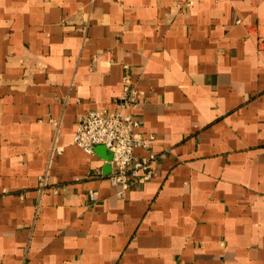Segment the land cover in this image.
Segmentation results:
<instances>
[{
	"label": "crops",
	"instance_id": "obj_1",
	"mask_svg": "<svg viewBox=\"0 0 264 264\" xmlns=\"http://www.w3.org/2000/svg\"><path fill=\"white\" fill-rule=\"evenodd\" d=\"M125 72L164 154L118 197L73 137ZM177 263L264 264V0H0V264Z\"/></svg>",
	"mask_w": 264,
	"mask_h": 264
},
{
	"label": "built area",
	"instance_id": "obj_2",
	"mask_svg": "<svg viewBox=\"0 0 264 264\" xmlns=\"http://www.w3.org/2000/svg\"><path fill=\"white\" fill-rule=\"evenodd\" d=\"M122 93L115 100V109H93L81 114L75 128L73 143L87 154H95V148L103 145L110 152L112 171L108 175L116 195L121 197L132 184L142 185L150 179L157 155L150 147L156 139L153 133L143 135L138 131L139 122L131 114L138 104V90L130 74L122 76ZM141 147L146 154L138 156L135 149ZM60 153L61 146L52 148ZM48 168L38 177L37 193L41 199L48 187ZM56 191V189H54ZM89 198L94 201L97 191L90 190ZM179 264V263H177Z\"/></svg>",
	"mask_w": 264,
	"mask_h": 264
},
{
	"label": "water",
	"instance_id": "obj_3",
	"mask_svg": "<svg viewBox=\"0 0 264 264\" xmlns=\"http://www.w3.org/2000/svg\"><path fill=\"white\" fill-rule=\"evenodd\" d=\"M98 148H102L105 149V147L103 145H98L95 149L97 150ZM106 150V149H105ZM107 151V150H106Z\"/></svg>",
	"mask_w": 264,
	"mask_h": 264
}]
</instances>
